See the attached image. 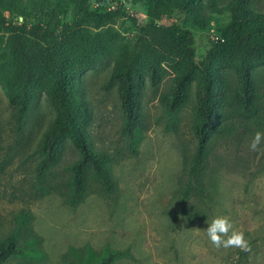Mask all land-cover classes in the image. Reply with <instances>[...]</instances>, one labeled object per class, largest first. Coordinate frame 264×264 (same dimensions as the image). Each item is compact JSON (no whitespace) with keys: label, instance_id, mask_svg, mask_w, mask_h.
<instances>
[{"label":"rangeland","instance_id":"374dc122","mask_svg":"<svg viewBox=\"0 0 264 264\" xmlns=\"http://www.w3.org/2000/svg\"><path fill=\"white\" fill-rule=\"evenodd\" d=\"M17 3L3 14L20 26L30 27L44 14H53L61 24L75 18L66 0ZM117 5L127 16L104 27H113L120 38L107 58L83 74L80 86L93 111L92 146L113 158L110 169L116 190L112 194L98 190L92 180V191L79 204L67 202L71 166L79 156L69 142L59 163L39 177L42 142L56 112L41 94L19 128L16 111L0 84V239L14 234L25 250L4 264H94L112 251L128 253L112 264H264V143L258 151L249 147L255 133L264 132V66L254 72L258 97L251 113L227 105L222 131L209 145L203 195L187 197L184 190L196 151V82L175 115L161 102L175 71L166 68L157 87L147 82L142 93L147 129L137 134L138 152H131L122 131L125 118L117 85L108 82L116 58L137 37L138 27L131 18L141 25L147 14L144 0H122L101 9L106 12ZM253 7L264 12V0H253ZM159 21L171 24L185 19L174 13ZM229 22L225 13L215 14L204 29L188 25L195 36L197 61L210 49L212 32L221 35ZM96 23L91 20L87 27L98 31ZM7 38L0 29V59L6 58ZM228 76L236 87L235 73L228 71ZM195 185L191 183L192 188ZM217 216L228 217L244 234L246 248L211 244L205 229Z\"/></svg>","mask_w":264,"mask_h":264},{"label":"trees","instance_id":"16d2710c","mask_svg":"<svg viewBox=\"0 0 264 264\" xmlns=\"http://www.w3.org/2000/svg\"><path fill=\"white\" fill-rule=\"evenodd\" d=\"M72 5V23L59 22L53 14H44L38 23L17 25L8 22L3 12L18 0H0V29L8 33L7 54L0 59V84L14 107L18 127L29 116L36 99L45 94L56 117L42 142L38 175L43 177L62 159L67 142L78 151L71 166V206L79 204L91 191L94 180L106 195L116 190L110 163L112 156L92 146L90 125L93 111L81 93L83 74L108 57L113 43L120 38L111 26L127 16L124 7L103 11L101 8L122 0H66ZM143 1V0H138ZM147 21L139 25L131 48L116 58L108 84H116L131 152L137 153V134L147 125L142 93L147 84L157 87L166 68L175 71L170 91L161 102L170 114H177L187 103L192 82H196V121L193 133L196 151L188 171L185 196L203 195L202 183L209 145L222 131L227 105L251 113L257 102L254 72L264 66V12L253 7V0H144ZM179 13L185 22L159 23L166 16ZM230 15L221 30V40L212 41L204 58L196 60L195 36L188 25L206 28L215 14ZM97 21L99 30L87 23ZM228 71L236 75L233 87ZM55 84L52 86V80ZM196 182L192 188L191 183ZM54 190V188H53ZM56 190V189H55ZM65 194V193H64ZM17 237L0 239V264L24 254ZM128 253L112 251L94 264H112Z\"/></svg>","mask_w":264,"mask_h":264},{"label":"clouds","instance_id":"9594fccd","mask_svg":"<svg viewBox=\"0 0 264 264\" xmlns=\"http://www.w3.org/2000/svg\"><path fill=\"white\" fill-rule=\"evenodd\" d=\"M264 143V132L257 131L249 145L252 151L260 150ZM205 229L207 237L212 245L220 247H247V241L244 234L234 228L233 222L226 216H217L213 218ZM231 233V235H228ZM227 236V239L224 237Z\"/></svg>","mask_w":264,"mask_h":264},{"label":"built area","instance_id":"2783aa9c","mask_svg":"<svg viewBox=\"0 0 264 264\" xmlns=\"http://www.w3.org/2000/svg\"><path fill=\"white\" fill-rule=\"evenodd\" d=\"M132 15L134 16V14H132ZM159 23H161V22L159 21ZM211 38L213 41H218V40L222 39L221 35H218L216 32H212Z\"/></svg>","mask_w":264,"mask_h":264}]
</instances>
